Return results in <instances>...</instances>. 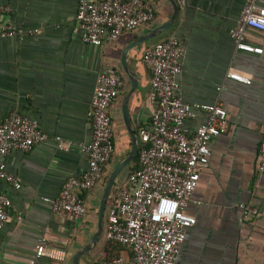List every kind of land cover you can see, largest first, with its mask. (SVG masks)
Returning <instances> with one entry per match:
<instances>
[{
  "label": "crops",
  "instance_id": "crops-1",
  "mask_svg": "<svg viewBox=\"0 0 264 264\" xmlns=\"http://www.w3.org/2000/svg\"><path fill=\"white\" fill-rule=\"evenodd\" d=\"M146 2L155 11L151 23L123 34L113 44L93 47L81 41L75 19L78 0H1L10 12L0 15V26L9 24L37 34L21 40L0 38V124L15 112L36 121L49 140L28 153L12 151L4 159L7 172L21 187L16 190L0 182V193L11 201L10 219L0 230V264H30L41 239L49 256L38 264H74L76 254L91 245L99 230L104 186L85 195L87 211L80 221L53 214L44 199L57 198L68 178L87 170L88 156L80 146L91 140L90 102L96 78L107 69L118 72L124 86L109 110L115 153L106 171L111 174L127 158L131 136L137 138L139 148L138 128L149 123L153 110L148 101L150 72L142 55L164 34L165 39L174 35L183 41L185 56L178 77L183 102L218 103L228 122L227 133L211 141L208 165L199 170V182L187 200L184 212L195 218V225L187 230L175 264H264V174L257 173L264 130V34L252 32L250 39L262 48V55L238 52L229 31L246 0H186L178 6L171 29L138 43L174 13L168 0ZM257 5L264 8V0H257ZM130 46L126 71L122 57ZM228 73L243 74L251 83L227 79ZM204 120L201 112L186 120L187 135H193ZM55 138L70 143V149L59 150ZM127 167L113 185L111 192H115L107 200L96 243L78 264H103L116 254L130 261L128 249L105 238L108 206L126 179ZM239 204L256 208L258 215L244 220Z\"/></svg>",
  "mask_w": 264,
  "mask_h": 264
},
{
  "label": "built area",
  "instance_id": "built-area-1",
  "mask_svg": "<svg viewBox=\"0 0 264 264\" xmlns=\"http://www.w3.org/2000/svg\"><path fill=\"white\" fill-rule=\"evenodd\" d=\"M183 6L186 0H175ZM10 8L0 0V15ZM154 18L151 5L144 0H78L76 22L81 29V41L93 47L115 43L123 34L135 32ZM264 34V8L257 0H246L229 37L238 52L262 55L263 50L250 42L251 33ZM37 31H24L9 24L0 26V38L23 39ZM185 51L183 41L170 35L164 41L146 48L142 61L150 72L149 103L152 115L148 124L138 128V167L131 172L111 200L106 217L107 242L128 249L131 259L117 256L103 264H175L188 229L195 218L184 209L199 182V170L206 167L211 155V141L228 131L227 115L222 106L189 105L181 98L178 77L182 73ZM227 79L250 85L251 80L239 73H228ZM124 86L122 77L114 69L98 75L90 102L89 120L91 140L80 150L88 156L85 173L68 178L59 196L44 199L55 215L80 221L86 215L85 195L91 193L102 180L103 172L115 153L110 108ZM220 87L217 91H220ZM201 112L205 120L191 136L184 123ZM49 137L36 121L10 113L0 124V182L21 185L7 172L4 159L12 151L30 152ZM61 151H68L70 143L54 139ZM257 173L264 174V130L257 159ZM10 199L0 193V230L9 221ZM244 220L258 215L256 208L238 205ZM21 220L20 216L16 217ZM47 243L41 239L30 264H38L49 256Z\"/></svg>",
  "mask_w": 264,
  "mask_h": 264
},
{
  "label": "water",
  "instance_id": "water-1",
  "mask_svg": "<svg viewBox=\"0 0 264 264\" xmlns=\"http://www.w3.org/2000/svg\"><path fill=\"white\" fill-rule=\"evenodd\" d=\"M168 1L170 2V4L173 7V10H174L172 18L168 22H166L163 25L155 28L149 34H147L146 36L139 39L138 43L157 38L158 36L164 34L166 31L171 29L172 26L175 24V22L177 20L178 13H179V7H178V4L176 3L175 0H168ZM132 46H134V45H132ZM132 46H130L129 48L126 49V51H124L123 57H122V63H123L124 69L126 71H128V70H127V68L125 66V62H124L125 61V54ZM131 83H132L133 87L136 84L135 81L133 80V78L131 79ZM123 116H124L126 123H128L129 122V116H128L126 107H123ZM131 141H132V146H131V151H130L129 155L127 156L126 159H124L122 162H120L115 167V169L110 174V176L108 177V179L104 185V191H103V195H102V198L100 201V206H99V230L96 233V235L93 237V239L91 241V245H94L96 243L97 238L101 233V227H102V221H103V217H104L105 207H106L107 200L110 196L111 190L113 188V185L116 182L117 177L138 156L137 138L135 136H131ZM91 245L85 247L84 249H82V251H80L76 254V256L74 257V264H78V260H79L80 256L82 254L88 252Z\"/></svg>",
  "mask_w": 264,
  "mask_h": 264
},
{
  "label": "trees",
  "instance_id": "trees-1",
  "mask_svg": "<svg viewBox=\"0 0 264 264\" xmlns=\"http://www.w3.org/2000/svg\"><path fill=\"white\" fill-rule=\"evenodd\" d=\"M144 1L146 2L147 0H144ZM154 18H155V11H154ZM154 18H153V20H154ZM153 20H152V21H153ZM152 21H151V22H152ZM151 22H150V23H151ZM164 35H165V34H164ZM164 35L161 36V38H157V39H155L154 42H153L150 46H153V45H155V44H157V43H159V42H161V41H164V40H165V38H163ZM109 163H110V162H109ZM137 167H138V157H137V158L131 163V165H130L129 167H127L128 170H127L126 178H127L128 175H129L131 172H133ZM109 175H110V172H107L106 169H105L104 172H103V176H102L101 183H100L98 186L103 187L104 184L106 183L107 178H108ZM125 180H126V179H125ZM125 180H124V181H125ZM117 190H118V189H117ZM114 192H115V191H112V192H111L110 199H111L112 196L114 195ZM83 198H85V197H83ZM119 247H121V246H119ZM117 256H120V255L116 254V255H113V256H111V257L114 258V257H117ZM108 259H110V258L107 257L106 260H108Z\"/></svg>",
  "mask_w": 264,
  "mask_h": 264
}]
</instances>
